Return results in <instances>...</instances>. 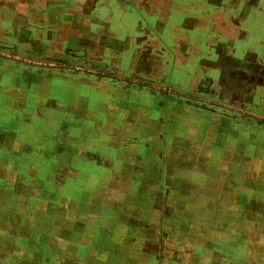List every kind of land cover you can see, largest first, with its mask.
<instances>
[{"label":"rangeland","instance_id":"rangeland-1","mask_svg":"<svg viewBox=\"0 0 264 264\" xmlns=\"http://www.w3.org/2000/svg\"><path fill=\"white\" fill-rule=\"evenodd\" d=\"M16 1L0 14L13 22L1 58L89 86L73 89L76 105L51 88L57 133L27 136L43 153L19 160L28 184L0 197V264H264V56L209 65L168 52L164 70L144 71L59 43L44 64L15 54ZM105 84L116 97L91 95Z\"/></svg>","mask_w":264,"mask_h":264},{"label":"crops","instance_id":"crops-1","mask_svg":"<svg viewBox=\"0 0 264 264\" xmlns=\"http://www.w3.org/2000/svg\"><path fill=\"white\" fill-rule=\"evenodd\" d=\"M120 1L17 0V6L24 9L25 25L23 28L17 26L15 36L11 38L18 40L16 56L23 55L22 51L24 53L27 48L30 56L50 65L55 60L54 47L61 43V49L71 46L76 53L88 55L95 46L98 53L121 57L122 65L136 68L138 61L137 67L139 63L144 71H153L158 66L164 70V55L168 52L200 55L198 62L209 65L220 63L222 56L237 61L234 56L243 55L253 58L255 64L263 61L262 0H127L123 7L124 3ZM11 5V0H0V14ZM137 6H142L141 12L149 14L146 21H140L136 11L132 10ZM12 25L10 19L0 21V29ZM26 41H32L29 47ZM20 43L25 44L20 46ZM21 59L7 61L0 56V197L8 190L12 191L9 185L15 190L28 184L19 172V160L33 158L34 155L29 153H43L27 136L57 133L54 122L57 117L51 114L56 103L51 88L55 89L57 84L67 86L69 93L66 92L76 105L78 98L73 89L89 86L87 77L72 79L44 73L43 68L26 66ZM235 64L239 63L233 62ZM112 87V84L100 85V89L93 90L91 95L99 94L98 100L110 94L116 97L118 91L111 90ZM79 97L78 109L86 111L85 115L80 112L79 118L86 119L87 98ZM109 108L110 112L114 109ZM23 137L30 143L25 144L30 147L27 150L21 141ZM46 152L51 156L55 154L54 151ZM62 156L65 158L64 155L59 157Z\"/></svg>","mask_w":264,"mask_h":264}]
</instances>
